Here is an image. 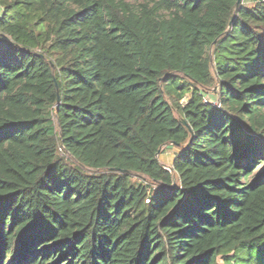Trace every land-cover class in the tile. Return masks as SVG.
<instances>
[{
	"label": "trees",
	"instance_id": "trees-1",
	"mask_svg": "<svg viewBox=\"0 0 264 264\" xmlns=\"http://www.w3.org/2000/svg\"><path fill=\"white\" fill-rule=\"evenodd\" d=\"M0 9V264H264V0Z\"/></svg>",
	"mask_w": 264,
	"mask_h": 264
},
{
	"label": "rangeland",
	"instance_id": "rangeland-1",
	"mask_svg": "<svg viewBox=\"0 0 264 264\" xmlns=\"http://www.w3.org/2000/svg\"><path fill=\"white\" fill-rule=\"evenodd\" d=\"M255 0H240V3L245 6H252ZM178 149L172 144H166L160 148V152L157 154V158L160 163H162L165 167H170L173 156L177 153ZM173 183H177V178L174 175ZM153 188H157V184L152 185Z\"/></svg>",
	"mask_w": 264,
	"mask_h": 264
},
{
	"label": "water",
	"instance_id": "water-1",
	"mask_svg": "<svg viewBox=\"0 0 264 264\" xmlns=\"http://www.w3.org/2000/svg\"><path fill=\"white\" fill-rule=\"evenodd\" d=\"M239 3H240V0H236V5H238ZM182 122H183V124H186L184 120H182ZM159 152H160V149L158 150L157 153H159ZM175 186H176V185L173 183V184L170 185L169 187H170V188H174Z\"/></svg>",
	"mask_w": 264,
	"mask_h": 264
},
{
	"label": "built area",
	"instance_id": "built-area-1",
	"mask_svg": "<svg viewBox=\"0 0 264 264\" xmlns=\"http://www.w3.org/2000/svg\"><path fill=\"white\" fill-rule=\"evenodd\" d=\"M212 103L215 104V105H218L215 100H213ZM165 168L169 169L168 167H165Z\"/></svg>",
	"mask_w": 264,
	"mask_h": 264
},
{
	"label": "crops",
	"instance_id": "crops-1",
	"mask_svg": "<svg viewBox=\"0 0 264 264\" xmlns=\"http://www.w3.org/2000/svg\"><path fill=\"white\" fill-rule=\"evenodd\" d=\"M0 12H1V9H0Z\"/></svg>",
	"mask_w": 264,
	"mask_h": 264
}]
</instances>
